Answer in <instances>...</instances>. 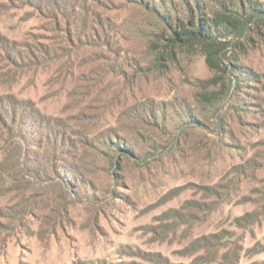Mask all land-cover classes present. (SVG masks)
<instances>
[{
    "label": "rangeland",
    "instance_id": "374dc122",
    "mask_svg": "<svg viewBox=\"0 0 264 264\" xmlns=\"http://www.w3.org/2000/svg\"><path fill=\"white\" fill-rule=\"evenodd\" d=\"M33 1L0 0V264H264V0L201 3L244 19L224 71L165 47L182 0Z\"/></svg>",
    "mask_w": 264,
    "mask_h": 264
},
{
    "label": "trees",
    "instance_id": "16d2710c",
    "mask_svg": "<svg viewBox=\"0 0 264 264\" xmlns=\"http://www.w3.org/2000/svg\"><path fill=\"white\" fill-rule=\"evenodd\" d=\"M182 1L185 7L184 9H178L175 8L173 2L170 0L174 11H176L175 14L159 10V14L171 31L168 39L169 43L165 47L201 45L206 52L209 64L224 71L222 67L215 64L214 55L218 53V50H221L219 48L220 44L227 41L233 35H238L242 32L245 27L244 19L242 16H239L238 10H233L230 6L224 5L217 10L209 11L207 8H201L203 0ZM247 1L251 2L252 0ZM33 3H35L36 7L42 6L44 0H35ZM145 4L156 9V3L153 1H145ZM241 10L243 12L242 15L250 19L259 17L264 20V3H254L249 7H242ZM169 55L171 56L170 52ZM227 72H229L228 69ZM239 73L241 74L240 70Z\"/></svg>",
    "mask_w": 264,
    "mask_h": 264
}]
</instances>
